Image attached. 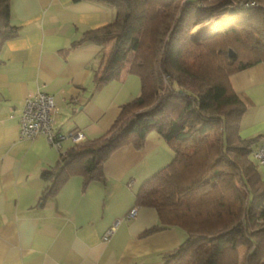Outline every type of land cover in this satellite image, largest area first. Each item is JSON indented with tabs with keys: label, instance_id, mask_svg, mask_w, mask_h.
<instances>
[{
	"label": "trees",
	"instance_id": "16d2710c",
	"mask_svg": "<svg viewBox=\"0 0 264 264\" xmlns=\"http://www.w3.org/2000/svg\"><path fill=\"white\" fill-rule=\"evenodd\" d=\"M99 1L114 7L116 18L79 41L113 39L95 80L134 74L141 92L121 105L107 133L75 143L44 172L51 184L42 199L74 175L85 184L105 180L104 163L115 150L141 148L156 130L174 157L144 182L136 203L188 234L164 264H264V179L252 154L260 139L240 135L248 106L230 80L264 63V0ZM198 25L204 29L196 38ZM18 30L10 0H0V53Z\"/></svg>",
	"mask_w": 264,
	"mask_h": 264
},
{
	"label": "crops",
	"instance_id": "0c3cea01",
	"mask_svg": "<svg viewBox=\"0 0 264 264\" xmlns=\"http://www.w3.org/2000/svg\"><path fill=\"white\" fill-rule=\"evenodd\" d=\"M10 13L19 30L0 53V264H164L165 254L183 245L188 234L165 225L155 207L136 203L144 182L174 157L158 131H150L141 148L128 144L115 150L104 163L105 180L85 184L74 175L42 199L51 184L44 172L75 144L69 135L103 136L121 105L141 92L134 74L96 82L113 39L79 42L86 31L115 20L114 7L99 0H10ZM230 80L248 106L240 135L259 137V146L264 141V63ZM38 90L55 99L54 130L64 136L59 146L44 135L21 136L26 98ZM258 169L264 179V165L258 163ZM134 207L136 215L128 218ZM155 226L161 228L144 234Z\"/></svg>",
	"mask_w": 264,
	"mask_h": 264
},
{
	"label": "built area",
	"instance_id": "2783aa9c",
	"mask_svg": "<svg viewBox=\"0 0 264 264\" xmlns=\"http://www.w3.org/2000/svg\"><path fill=\"white\" fill-rule=\"evenodd\" d=\"M254 1H247L245 4H254ZM57 106L54 97L42 90H38L26 98L25 107L20 122L21 136L25 139H32L38 135L46 136L47 140L54 146H59L60 140L64 137L54 130V114ZM75 143L85 140L82 131H75L69 135ZM254 159L261 165H264V141L253 151ZM137 208H132L127 217H134ZM114 228H110L105 238L109 239Z\"/></svg>",
	"mask_w": 264,
	"mask_h": 264
},
{
	"label": "rangeland",
	"instance_id": "374dc122",
	"mask_svg": "<svg viewBox=\"0 0 264 264\" xmlns=\"http://www.w3.org/2000/svg\"><path fill=\"white\" fill-rule=\"evenodd\" d=\"M207 27H209V26H207ZM213 28V27H212ZM204 29V27H202L201 25H198V26H196V27H194L193 29H192V31H191V33L197 38V36H198V34L202 31ZM208 30H210L209 28H208ZM214 31H216V29L214 30ZM234 52V51H233ZM244 250H241V253H242V256L244 255Z\"/></svg>",
	"mask_w": 264,
	"mask_h": 264
},
{
	"label": "water",
	"instance_id": "95a60500",
	"mask_svg": "<svg viewBox=\"0 0 264 264\" xmlns=\"http://www.w3.org/2000/svg\"><path fill=\"white\" fill-rule=\"evenodd\" d=\"M230 55H231V56H234V52H233V50H230Z\"/></svg>",
	"mask_w": 264,
	"mask_h": 264
}]
</instances>
